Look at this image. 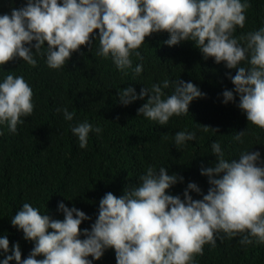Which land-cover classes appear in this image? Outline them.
Wrapping results in <instances>:
<instances>
[{"label": "clouds", "instance_id": "clouds-1", "mask_svg": "<svg viewBox=\"0 0 264 264\" xmlns=\"http://www.w3.org/2000/svg\"><path fill=\"white\" fill-rule=\"evenodd\" d=\"M248 7L249 0H26L0 14V66L20 59L35 67L36 57L42 56L48 68L59 70L80 46H91L95 40L96 56L110 59L124 75L130 70L139 76V48L145 37L166 32L164 44L190 41L203 59L211 57L235 69L234 75L226 73L233 87L222 91L221 102L235 103L248 125L264 130V26L234 35L244 27ZM132 57L141 63L134 65ZM116 95L124 106L144 100L137 116L166 125L170 118L189 113L190 103L206 93L179 77L141 87L139 93L127 86ZM32 97L23 75L9 71L0 78V135L4 127L16 133L22 118L33 112ZM56 111L66 121L75 116L66 106ZM70 129L81 149L88 146L90 133L102 132L87 118ZM247 134L248 128L235 132L233 142L243 144ZM194 140L195 131L180 130L173 144L178 148ZM252 148L231 156L219 141H212L215 159L200 168L207 177L206 192L188 182L182 194H171L167 190L184 177L169 174L165 166L157 170L148 165L138 183L126 186L123 194L109 191L100 198L90 228H80L82 221L92 218L74 205L58 201L56 210L63 218L56 219L24 202L10 224L33 247L22 259L19 243L10 248L7 234L0 235V264H93L109 248L114 249L115 264H197L195 257L203 254V246L214 247L217 238L239 237L242 246L264 244V158Z\"/></svg>", "mask_w": 264, "mask_h": 264}, {"label": "trees", "instance_id": "trees-1", "mask_svg": "<svg viewBox=\"0 0 264 264\" xmlns=\"http://www.w3.org/2000/svg\"><path fill=\"white\" fill-rule=\"evenodd\" d=\"M25 3L26 0H0V14ZM245 17L244 27H238L234 35L264 26V0H249ZM168 38L166 32L145 37L139 48L143 56L139 76L130 70L124 75L110 59L96 56L95 40L91 46H80L59 70L48 68L42 56L36 57L35 67L20 59L0 66V78L9 71L23 75L33 91L31 115L22 118L24 123L17 125L16 133L4 127L0 135V235L7 234L10 248L13 242L19 243L22 259L33 243L10 224V218L24 202L56 219L63 218L56 210L58 201L68 207L74 205L92 218L82 221L80 228H90L100 198L109 191L116 196L123 194L126 186L138 183L148 165L157 170L165 166L169 174L184 177L183 182L167 190L175 195L182 194L188 182L207 191V177L201 175L200 168L215 159L211 153L214 140L220 142L226 155L236 156L253 147L264 158V130L248 125L235 103L221 102L222 91L233 87L226 73L234 75L236 70L227 69L224 62L216 63L211 57L203 59L190 41L168 46L163 43ZM132 59L134 65L141 63L136 57ZM179 77L199 86L206 96L194 99L189 113L170 118L166 125L137 116V108L144 100L127 106L118 103L116 93L120 88L132 86L139 93L141 87ZM65 106L75 112L72 121L64 120L62 112L56 111ZM85 118L98 124L102 132L90 133L88 146L81 149L70 125ZM204 126L209 127L207 131ZM246 128L245 142H233L235 132ZM180 130L195 131L196 140L177 148L173 137ZM190 195L200 198L194 192ZM238 240L239 237L217 238L214 247L206 243L203 254L195 257L197 264H264V244L242 246ZM93 264H115L114 249L105 250Z\"/></svg>", "mask_w": 264, "mask_h": 264}]
</instances>
